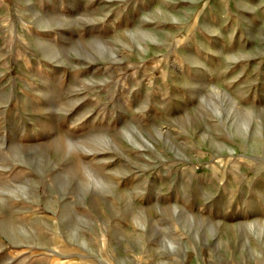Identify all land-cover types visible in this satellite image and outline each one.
Here are the masks:
<instances>
[{
    "label": "rangeland",
    "instance_id": "rangeland-1",
    "mask_svg": "<svg viewBox=\"0 0 264 264\" xmlns=\"http://www.w3.org/2000/svg\"><path fill=\"white\" fill-rule=\"evenodd\" d=\"M0 264H264V0H0Z\"/></svg>",
    "mask_w": 264,
    "mask_h": 264
}]
</instances>
